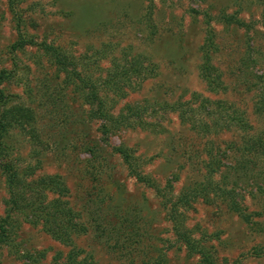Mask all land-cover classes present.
<instances>
[{
    "label": "rangeland",
    "instance_id": "rangeland-1",
    "mask_svg": "<svg viewBox=\"0 0 264 264\" xmlns=\"http://www.w3.org/2000/svg\"><path fill=\"white\" fill-rule=\"evenodd\" d=\"M2 70L0 219L6 163L26 184L58 176L85 227L63 245L18 220L0 264H62L73 248L86 264H264V0H0ZM75 73L130 124L97 114ZM231 191L246 219L222 200Z\"/></svg>",
    "mask_w": 264,
    "mask_h": 264
},
{
    "label": "trees",
    "instance_id": "trees-1",
    "mask_svg": "<svg viewBox=\"0 0 264 264\" xmlns=\"http://www.w3.org/2000/svg\"><path fill=\"white\" fill-rule=\"evenodd\" d=\"M46 52H49L51 55L56 57L57 59L56 63L58 65L61 64L63 67H66L67 65L70 64L67 61V59L62 57L56 49H53L52 47H48L46 48ZM139 58L140 57L134 58L133 60L134 63L130 64L128 69L135 68V65L140 64ZM205 60L206 63L208 64L209 63L208 56L205 57ZM203 69L204 71H206L204 67ZM11 73L12 72L6 70L0 71V84L11 78ZM123 73H121V75ZM116 74L117 72L114 69L111 72V77L116 78L117 77L115 76ZM131 74L132 73H130V75ZM73 75H75V79L78 85L77 91L84 97V100L87 102V104L90 106L95 105L96 112H98L97 114L102 115L104 118L107 116L110 117L107 114V112L104 110L105 108L103 107L104 104H101V101L103 103L104 100H101V96L99 95V91H101V89L97 87L96 83L93 84V82H90L89 78L83 77L79 74L75 73ZM121 75H119L117 78H119ZM205 77L208 83L215 85L219 84L218 77L210 76V74H205ZM112 78H108V79H110V81L113 84L114 82H116V79L112 81ZM125 80L127 79H125L124 77V81ZM109 91L113 92L115 96H120L122 92L121 88L119 89L114 88L113 90L111 89ZM3 98H4L3 93L0 90V107L2 104H4L2 101L4 100ZM261 100L262 102L258 104L259 105L258 108L264 110V98L261 97ZM95 102H97V104ZM202 102H205L207 104L211 103L208 100H203ZM132 111L135 114L134 116H138L140 113V107L139 106L133 107ZM4 116L5 115L0 113V151L1 152L7 151V147L4 141L8 135V131H9L8 126L11 125L9 124L10 121L7 122L3 121ZM110 118L116 124L119 125L127 126V124H130V122H123V121L121 124L116 117H110ZM241 120L242 119L238 118L237 121L235 122L240 123ZM13 121H15L16 124L18 125L24 122L21 119L17 120L14 118ZM103 131L106 132V126L103 127ZM116 151H118L121 155H124L127 159L129 150L120 147L117 148ZM1 166L3 171L8 174L7 177L9 184V200L7 201L8 204L7 213L2 219H0V244L10 245L12 248L15 247V234L17 228L16 224L18 220H21L25 223L34 226L40 225L43 231H45L52 239H54V241H57L63 245H70V243H72L73 237L76 236L77 234H80V231H83L85 226L83 224L84 222L80 223L76 215L66 205V202L61 199L67 193V188L64 186L62 180L56 175L50 177L41 176L40 178H38L37 181H34L30 184L29 183L26 184L25 179H22L21 177L16 179L17 177L16 170L10 171L11 167L8 164L5 163ZM49 192L55 194L56 197L48 199L46 195ZM187 196H189V194ZM234 196L235 195L233 194V191H231L228 194H226L222 200L226 203L228 209L238 212L241 216L245 217L246 219L247 213H244L245 208L241 207L240 202H238ZM186 201H188V199L182 200L180 205L181 206L185 205ZM103 221L104 219L102 220V222ZM123 222H125V219L121 221V224H123ZM187 237L188 236H184V238ZM191 249L195 250V252L200 253L202 256H205L203 257L204 260L205 258H208L207 255H203L204 253L198 250L195 245L191 247ZM81 254L82 251L80 249L73 248L65 257L63 258L60 257L57 260H60L58 262L63 261L62 264H86L85 262L86 258L82 260L80 259ZM20 256L21 258H24L26 260L24 264H40L39 259L42 256V253H38V256H35L33 254H29L28 252H23V254H21Z\"/></svg>",
    "mask_w": 264,
    "mask_h": 264
}]
</instances>
